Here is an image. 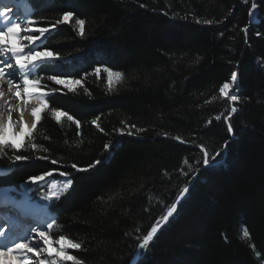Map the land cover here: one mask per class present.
Wrapping results in <instances>:
<instances>
[{
  "label": "trees",
  "instance_id": "1",
  "mask_svg": "<svg viewBox=\"0 0 264 264\" xmlns=\"http://www.w3.org/2000/svg\"><path fill=\"white\" fill-rule=\"evenodd\" d=\"M30 3L38 27L73 13L47 34L43 47L58 59L38 74L49 89H60L48 97L50 109L81 127L66 116L57 123L47 111L35 142L49 151L17 153L29 160L15 163L11 153L0 157V189H17L46 172L70 173L64 176L73 180L70 190L48 206L63 226L53 235L81 241V250L69 252L83 264H130L142 237L187 186L136 264H264V0ZM76 19L86 21L83 38ZM104 67L123 74L112 90ZM232 72L235 104L219 93ZM53 74L81 85L69 92L47 79ZM233 106L238 111L226 122ZM97 118L103 131L91 123ZM106 143L115 149L105 150ZM201 145L211 166L204 165ZM96 160L102 163L87 172L70 167Z\"/></svg>",
  "mask_w": 264,
  "mask_h": 264
},
{
  "label": "snow or ice",
  "instance_id": "2",
  "mask_svg": "<svg viewBox=\"0 0 264 264\" xmlns=\"http://www.w3.org/2000/svg\"><path fill=\"white\" fill-rule=\"evenodd\" d=\"M143 7V5H141ZM257 5L252 4V9H255ZM15 11L16 15L10 16L11 12ZM35 11L31 7L30 0H16L14 8L4 4L0 6V157L7 156L15 163L17 161H27L29 157L20 155L21 153L31 149L33 152L40 151L47 153L49 149L44 145H38L36 141V132L38 126L45 118V113L50 110L51 117L55 119L57 123L61 122L62 117H67L69 121L76 124L77 129L81 127L78 120H74L71 115L56 108L50 109L49 99L54 92L60 91V89H49L46 84L43 83V77L39 76V70L46 68L54 64L58 59V54L52 50L43 47L44 41L48 38V35L52 30H55L61 23L68 22L73 13L65 12L60 19L55 20L50 27H38L36 26ZM254 12H250V17L254 16ZM20 17H23L21 19ZM200 23L201 21H197ZM204 24H212V20H203ZM75 25L77 34L80 37L86 35V21L84 19H76ZM23 33V35H22ZM33 33H38L34 35ZM14 60V64L12 61ZM97 77H99L101 68L97 67L95 70ZM103 71L107 74L106 83L109 90H112L116 85L123 81V74L119 71H112L108 67H104ZM47 79L52 81L56 85H61L69 92H75L77 85H81V81L78 79L62 78L58 74L47 76ZM238 74L232 72L231 83L225 82L219 87V93L221 97L228 98L229 102L235 104L239 101L237 95L238 89ZM7 85V91H5L4 85ZM15 101V103H10ZM30 108L32 117L31 125L28 126L23 118L24 111ZM238 109L233 106L231 111L224 116L227 122L233 113H236ZM13 113H20L19 120L13 119ZM217 120L221 119V116L216 117ZM98 120L94 119L91 123L95 125L100 131H103L98 124ZM123 123V122H122ZM129 128H135L136 132H142L144 129L137 128L135 125H127ZM121 135L124 134L123 130H117ZM228 133H233V127L229 123L227 128ZM128 135H133L132 132H128ZM77 135H80L79 131ZM164 135H168L165 133ZM44 139H49L45 136ZM175 139L181 143L185 141L177 136ZM227 142H225V146ZM105 150L115 149V145L106 143L104 145ZM201 151L204 153V165H210L209 153L205 150L204 146H200ZM220 155L219 152L216 153ZM40 160H49L47 155H40L36 157ZM215 160V157H211ZM51 164L56 165L59 163L57 159H51ZM187 161H185L186 163ZM102 163L100 160H96L86 167H79L76 163H72L70 167L77 172H87L90 169L95 168L97 164ZM61 176H70L68 172H60ZM51 173H44L43 175L30 176L26 184H37V182H43L46 176H50ZM73 180L71 178L62 182V187H58L56 184L50 186L41 183L40 186L47 187V193L41 195V199L46 201H58L64 196L72 187ZM30 191V189H25ZM189 191L188 187H184L180 195L177 197L176 202L172 203L168 208L165 215L154 223L146 235L142 237V240L138 244L137 252L133 254V258L130 264H135L137 257H142L146 254V250L150 247V242L153 241L161 224L167 222L170 217L173 216L177 209V204L181 198ZM14 211V206L9 202H0V219H3L5 225H11L9 227L0 226V264H83V261L76 255L71 254L69 250L79 251L82 249V242L77 241L65 234H59L54 236L53 230L62 232L63 226L58 225L56 217H51V222L46 223V229L44 222L39 227L27 226L23 228L22 234L19 231L14 232L13 227L20 229L23 223L22 214L15 219L11 212ZM244 236L247 237L249 233L244 230Z\"/></svg>",
  "mask_w": 264,
  "mask_h": 264
},
{
  "label": "rangeland",
  "instance_id": "3",
  "mask_svg": "<svg viewBox=\"0 0 264 264\" xmlns=\"http://www.w3.org/2000/svg\"><path fill=\"white\" fill-rule=\"evenodd\" d=\"M1 1V0H0ZM11 0H3V2L7 5H9V7H13L11 4H8ZM12 13V12H11ZM10 16H12V14H9ZM23 19V18H21ZM34 35H38V33H33ZM12 63L14 64V60L12 61ZM231 81V80H230ZM226 98V97H223ZM228 99V98H227ZM5 170H1L0 169V174H4ZM54 176V177H53ZM67 178L61 175H50V176H46L45 180L43 182H37V184H26L23 183L19 188H4V189H0V196H3L4 201H2L0 199L1 202H9L14 206V211L17 212L16 209L20 210V211H26V209H19L20 206H24V204L26 206H31L35 209V213L33 215H36L37 217H42L41 220L44 222L45 225V229H46V221L47 219H44L45 217L43 215H41L43 212H45V209H47V207L50 205V203L52 201H46L41 199V195L42 194H46L47 193V187H42L40 186L41 183H44L48 186H50L51 184H56L58 187H62V182L66 181ZM30 189V191H26L25 189ZM41 213V214H40ZM22 213H19V216ZM33 219V217H32ZM31 219H29V224L31 226L36 225L35 222H33ZM48 222H51V219H48ZM12 222L10 221V224ZM26 225L21 226L20 228H24ZM6 227V226H4Z\"/></svg>",
  "mask_w": 264,
  "mask_h": 264
},
{
  "label": "bare ground",
  "instance_id": "4",
  "mask_svg": "<svg viewBox=\"0 0 264 264\" xmlns=\"http://www.w3.org/2000/svg\"><path fill=\"white\" fill-rule=\"evenodd\" d=\"M1 2H3V0H1ZM5 3H2L0 6H2V5H4ZM252 12H254V11H252ZM11 14V13H10ZM253 17V16H252ZM22 35H23V33H22ZM15 63V62H14ZM229 83H231V81L229 82ZM4 88H5V91H7V85L5 84L4 85ZM10 103H15V101H10ZM19 118H20V113H13V119L14 120H19ZM23 118H24V120L26 121V123H27V125L28 126H30L31 125V121H32V117H31V113H30V108L27 110V111H24V113H23ZM0 199L2 200V201H4V198H3V196H0ZM1 202V201H0ZM19 209H26V211H20L21 213H22V217H23V223H22V225L21 226H24V225H26L25 227H27V226H31L30 224H29V219H31L33 222H35L36 223V225H34L35 227H39L40 225H41V223L43 222L42 220H41V218L42 217H37L36 215H33L35 212V209L33 208V207H31V206H26L25 204H24V206L22 205V206H20V208ZM41 214V213H40ZM32 217H33V219H32ZM44 219H47V221H46V223L48 222V218H44ZM30 220V221H31ZM10 223V222H9ZM11 224H9V225H5L4 224V221H3V219H1L0 220V226H6V227H9ZM45 226V225H44ZM13 231L14 232H16V231H19V232H21V234H22V231H23V229L22 228H20V229H16L15 227H13ZM37 264H38V261H37Z\"/></svg>",
  "mask_w": 264,
  "mask_h": 264
},
{
  "label": "water",
  "instance_id": "5",
  "mask_svg": "<svg viewBox=\"0 0 264 264\" xmlns=\"http://www.w3.org/2000/svg\"><path fill=\"white\" fill-rule=\"evenodd\" d=\"M252 10H254V12H255V16H256V10H255V9H252ZM250 22L252 23V21H250ZM225 99L228 100L227 98H225ZM228 101H229V100H228ZM205 167H208V166H205ZM181 200H182V198H181ZM181 200H180V202H181ZM180 202H179V203H180ZM179 203L177 204V206L179 205ZM165 224H166V222L162 223V224H161V227L164 226ZM161 227H160V228H161ZM159 230H160V229H159ZM159 230H158V232H159ZM158 232H157V233H158ZM156 235H157V234H156ZM136 252H137V251H136ZM137 260H138V257H137L136 260H135V264H136Z\"/></svg>",
  "mask_w": 264,
  "mask_h": 264
}]
</instances>
